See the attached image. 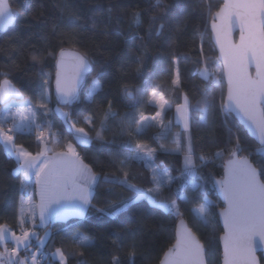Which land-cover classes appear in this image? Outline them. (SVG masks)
Returning <instances> with one entry per match:
<instances>
[{
  "label": "trees",
  "instance_id": "1",
  "mask_svg": "<svg viewBox=\"0 0 264 264\" xmlns=\"http://www.w3.org/2000/svg\"><path fill=\"white\" fill-rule=\"evenodd\" d=\"M222 2L164 0L162 5L157 6L155 0H10L18 15L13 25L0 30V73H7V78L20 89L24 99L32 100L34 104L38 103L41 77L50 78L48 108L54 111L60 107L62 111L72 113L73 119L79 121L78 127H85L89 131L91 143L80 145L63 118L59 114L52 117L51 131L55 139L61 142L55 149L61 150L63 144L72 142L84 163L99 178L92 203L96 207L107 208L132 195L126 186L104 180L105 176H122L123 171L133 177L132 183L142 188L151 187V171L144 161L132 157L136 152V143L156 149L153 157L155 167L167 168L170 175L176 178L163 187L162 198L172 199L177 193L187 197L186 200L177 199V204L182 218L188 220L206 247L208 264H220L221 259L220 235L223 228L217 209L222 203L213 181L223 175L227 153L221 158H217L215 153L231 147L229 130L238 132L241 137L244 151L240 155L249 156L257 167L264 163V157L255 153L259 144L232 114L225 115L221 110L225 81L218 84L213 76L205 79L196 71L197 67L206 65L209 72L215 75L220 64L211 40L209 22ZM135 11L141 14L139 24L132 22ZM69 12H74L79 18L69 20ZM152 16L158 18L149 32ZM61 20L63 22L57 33L53 34L52 25ZM161 23L164 28L157 31ZM139 37L144 39L140 40ZM61 48L87 53L93 65L80 90L79 99L70 106L60 104L54 91L56 57ZM33 54L38 55L39 62L32 59ZM138 57L141 59L138 60ZM173 59L179 62V87L171 83L175 77ZM197 60L201 64L198 65ZM3 78L0 76V79ZM94 78L99 79L101 86L91 99H86V88ZM155 84H160L158 91L164 92V98L171 105L166 109L164 119L169 121L172 131L179 128L173 120L175 107L183 103L185 95L189 98V131L194 161L199 175L204 178L196 188L180 178L184 170V130L178 131L180 144L177 145L174 141L171 143L170 135L162 134L157 124L153 123L137 133L135 125L129 128L125 122L132 113H157V105L149 102ZM126 86L143 88L142 99L134 101L126 96ZM205 100L210 107L206 123H201L200 107ZM108 101L112 102L113 110L118 115L105 120ZM89 116L94 119L95 130L83 123L84 118ZM101 121L104 122L103 141L97 140L95 135L96 131L101 130ZM17 143L33 153L39 150L36 135H20ZM201 155L206 157L203 164L199 159ZM125 159L127 165L122 169L119 161ZM15 169V159L0 149V223L11 228L17 225L22 189L21 176ZM205 195L213 202L212 215L207 224L199 221L194 212L198 204L203 203ZM180 219L174 213L154 207L146 199L123 209L115 217L100 216L89 209L84 217L58 219L52 228L48 226L46 231L50 229L51 234L44 248L48 252H54L56 248L66 252L75 251L70 239L77 232H82L94 237V242L90 248L82 250L83 255L69 256L67 264H81V261L83 264H112L114 257H119L120 264H158L164 252L175 242L176 225ZM37 231L42 235L45 229L38 228ZM131 231L137 234L136 254L132 257L129 256L130 242L121 248L111 242L114 232L124 234ZM260 257L264 263L262 254ZM54 264H59V261L54 260Z\"/></svg>",
  "mask_w": 264,
  "mask_h": 264
},
{
  "label": "snow or ice",
  "instance_id": "2",
  "mask_svg": "<svg viewBox=\"0 0 264 264\" xmlns=\"http://www.w3.org/2000/svg\"><path fill=\"white\" fill-rule=\"evenodd\" d=\"M163 3L164 0H155L157 6ZM108 11L111 12V8ZM17 15L9 0H0V30L13 23ZM132 16L133 23L141 22L139 11H135ZM78 18L74 12H69V20ZM157 18V16L151 17L149 32ZM62 22V20L57 21L52 25L53 34L57 33ZM177 27L179 30V25ZM163 28L164 24L161 23L157 31ZM211 28L220 45L221 55L217 60H222V63L218 64L215 75L209 72L206 65L197 67L196 71L205 79L214 75V80L218 84L227 82V96L221 103V110L225 115L235 112L239 116L243 126L259 141L255 153L264 157V0H224L220 10L211 18ZM234 29L239 31L238 42H233L230 38ZM139 39L144 38L139 37ZM32 59L39 62L37 54H33ZM139 59L141 58L138 57ZM172 63L175 65V77L171 83L179 87L181 82L179 62L173 59ZM196 63L199 65L201 61L197 60ZM91 70L92 61L87 53L60 49L56 57L55 73V95L60 104L70 106L79 99L80 83L91 74ZM0 76L4 77L0 79V149L15 159V172L20 174L22 186L16 225L19 234L7 224L0 223V248L3 249L0 251V264H41V260L49 255L54 260H58L59 264H67L69 256L83 255L82 250L92 246L94 237L77 232L70 239L75 251L66 252L62 248H56L52 253H45L41 249L50 236L46 229L51 221L69 216L82 217L89 209L100 216L115 217L123 209L144 199L156 208H162L181 217L175 232V243L164 253L160 264H206L204 259L206 250L196 233L186 225L177 204V199L186 200L187 197L177 193L175 198H162L163 187L171 184L176 178L170 175L167 168L155 167L153 157L156 149L136 143V152L132 157L144 161L151 171V187L142 188L132 183L133 177L127 171H123L122 176H105V181L126 186L132 195L120 199L108 208L96 207L92 200L99 178L84 163L72 142L63 144L61 150L56 151L55 146L61 142L55 139V134L51 132L52 117L59 114L80 145L91 143L92 137L89 131H86L85 127H78L79 121L73 119L72 113L62 111L60 107L54 111L48 108L51 97L50 78L41 77L38 103L34 104L32 100L24 99L20 89L7 78V73H0ZM98 87V83L94 81L93 86L87 91L88 99L93 97ZM160 88V84L153 86L149 102L159 105L161 111L152 117L143 113L138 117L132 116L125 121L129 128L135 125V131L139 133L144 128L152 126L154 121L163 124V121H157V117L171 105L164 98V92L158 91ZM124 92L134 101L137 96L144 94L141 89L127 86ZM183 100L182 104L177 105L176 111L178 121L183 122L184 132L187 133L190 128L188 118L190 101L186 95ZM209 107L208 101H203V106L200 107L201 123H206ZM117 115L118 113L113 110L112 102L108 101L104 119ZM83 123L91 130H95V122L91 116L85 117ZM46 127L49 130L47 138L44 135ZM164 127L167 130V125ZM100 128L101 130L96 131L95 135L97 140L103 141V121ZM229 131L231 147L215 153L217 158L227 153L228 158L223 165L224 175L213 181L214 186L219 188L224 203L223 207H219L218 213L223 219L225 230L221 237L223 264H255L253 241L257 238L264 241V163L257 167L248 156L240 155L244 151L241 137L238 132L232 133L231 129ZM25 133L36 135L39 150L35 153L28 151L23 144L17 143V137ZM187 139L184 170L180 178L196 188L204 178L199 175L194 161L191 137L188 136ZM233 139L234 143H232ZM175 142L180 144L179 137ZM199 159L202 164L206 162V157L203 155ZM119 163L123 169L127 165V160H120ZM29 187L33 188V193L38 196L39 202H36L32 195H27L25 189ZM212 205L213 202L205 195L203 203H199L194 209L199 221L209 223ZM37 228L45 229L43 236L37 233ZM33 239L37 241L35 251L32 250ZM136 239L137 234L134 231L124 234L114 232L111 242L117 248L130 242L129 256L132 257L136 254ZM9 243L12 244L11 248L8 247ZM21 252L25 254L22 256ZM112 264H120L119 257H114Z\"/></svg>",
  "mask_w": 264,
  "mask_h": 264
},
{
  "label": "water",
  "instance_id": "3",
  "mask_svg": "<svg viewBox=\"0 0 264 264\" xmlns=\"http://www.w3.org/2000/svg\"><path fill=\"white\" fill-rule=\"evenodd\" d=\"M223 2H222V4L220 5V7L223 5V3H224V0H222ZM9 2H10V0H9ZM12 7V6H11ZM220 7L218 8V10H216L213 14H212V16L217 12V11H219L220 10ZM212 18V17H211ZM15 20H16V18H15ZM15 23V21L13 22V23H10L9 25H7V26H5L1 31H4L5 29H7L10 25H13ZM220 22H219V20H217V24H219ZM209 30H210V35H211V40H212V42L214 43V45H215V48H216V51H217V56L218 57H220V55H221V53H220V45H219V43L217 42V40H216V36H215V34L213 33V31H212V28H211V20H210V22H209ZM230 38H231V40L233 41V42H238L239 41V31L238 30H236V29H234L233 31H232V33H231V36H230ZM66 51H76V52H80V53H83L82 51H80V50H77V49H69V48H66L65 49ZM220 61V63H222V60H219ZM69 63H70V58H69ZM92 70H93V65H92ZM92 70H91V72H92ZM89 76V75H88ZM88 76H86L82 81H81V83H80V86H79V89H78V95H79V93H80V90H81V88H82V86H83V84H84V82H85V80H86V78L88 77ZM225 85H226V90H225V97H224V99L226 98V96H227V82L225 81ZM54 91H55V79H54ZM237 120H238V122L243 126V124H242V122H241V120H240V118H239V116L235 113V112H233V113H231ZM243 128L246 130V132H247V134L251 137V138H253L256 142H257V144H259V141H258V139H257V137H255L254 135H252V133L251 132H249L244 126H243ZM242 156H247V155H242ZM249 157V156H248ZM250 158V157H249ZM251 159V158H250ZM227 161V160H226ZM225 164V163H224ZM255 164V163H254ZM223 175H224V168H223ZM222 175V176H223ZM221 176V177H222ZM221 177H219V178H217L216 180H218V179H220ZM213 185H214V183H213ZM214 188L216 189V192H217V194H218V197H219V199H220V201H221V203H222V206L221 207H223L224 206V203H223V197H222V195H221V193H220V190H219V188L218 187H216V186H214ZM219 213V208L217 209V214ZM218 218H219V222H220V224H221V226H222V228H223V232L221 233V235H220V249H221V254H220V264H223V241L221 240V237L224 235V224H223V219H222V217H220L219 216V214H218ZM183 220L185 221V223H186V225L194 232V233H196L193 229H192V227L189 225V222H188V220L186 219V218H184L183 217ZM180 221V220H179ZM179 221L177 222V225H176V228L179 226ZM176 232V231H175ZM196 235H197V238L199 239V241H200V243L204 246V244H203V242L201 241V239L199 238V236H198V234L196 233ZM175 243V242H174ZM173 243V244H174ZM170 248V247H169ZM168 248V249H169ZM204 248H205V250L207 251V249H206V247L204 246ZM253 248H254V251H253V256H254V258H255V264H264L263 262H262V260H261V257H260V254H262V257H263V259H264V241H261L259 238H257V239H255L254 241H253ZM167 249V250H168ZM166 250V251H167ZM165 251V252H166ZM206 251H205V257H204V259H205V262H206V264H208V260H207V257H206ZM164 252V253H165ZM163 256H164V254H163ZM163 256H162V258H161V260L163 259ZM160 260V261H161ZM160 261H159V263L158 264H160Z\"/></svg>",
  "mask_w": 264,
  "mask_h": 264
},
{
  "label": "rangeland",
  "instance_id": "4",
  "mask_svg": "<svg viewBox=\"0 0 264 264\" xmlns=\"http://www.w3.org/2000/svg\"><path fill=\"white\" fill-rule=\"evenodd\" d=\"M213 79H214V75H213ZM94 81H96V82L98 83V85H99L98 89H99L100 86H101L99 79H98V78H94V79L91 81V83L89 84V86H87V88H86V91H85V98H86V99H88V98H87V91H88V89H90V88L93 86V82H94ZM98 89H97V90H98ZM138 89H141V90H143V92H144V89H143V88H138ZM142 97H143V95H142V96H137L136 101L141 100ZM149 100H150V98H149ZM183 102H184V100H183ZM153 104H155V103H153ZM155 105H157V104H155ZM157 107H158V111H157V112L161 111L159 105H157ZM176 107H177V106H176ZM176 107H175V110H174V118H173L174 122H175L176 124H178V127H179L176 131H172L171 126H170V124H169V121H168V120L165 121V119H164V115H165V111H166V110H164L163 112H161V115H160L159 117H157V121H163V124L158 123V122H156V121L153 122L154 124H157L158 126L161 127V131H162V134H163L164 136H169V135H170L169 138L171 139V143H173L172 141L175 142V141L177 140L178 137H179V139H180V134H179L178 131H180V130H184V128H183V122H182V121H178V114H177V111H176ZM166 109H167V108H166ZM144 115H145V114H144ZM155 115H156V113H155V114H150V115H145V116L152 117V116H155ZM132 116H136V117H138L139 114H137V113H132V114L130 115V118H131ZM130 118H129V119H130ZM165 125H167V130H166L165 127H164ZM184 136H185V147H184V150L186 151L187 143H188V139H187V138H188V136L191 137V133H190V131H188L187 133H184ZM191 143H192V138H191ZM175 144H177V143L175 142ZM177 145H178V144H177ZM241 145H242V144H241ZM242 147H243V145H242ZM70 217H71V216H69V217H67V218H65V219H61V220H66V219H68V218H70ZM82 217H84V215H83ZM33 244L37 246V241L35 240V241L33 242ZM34 245H33V247H34V251H35L36 246H34ZM44 247H45V246H44ZM49 252H50V251H49ZM50 253H52V252H50ZM41 264H43V263H41Z\"/></svg>",
  "mask_w": 264,
  "mask_h": 264
},
{
  "label": "built area",
  "instance_id": "5",
  "mask_svg": "<svg viewBox=\"0 0 264 264\" xmlns=\"http://www.w3.org/2000/svg\"><path fill=\"white\" fill-rule=\"evenodd\" d=\"M52 132V131H51ZM53 133V132H52ZM32 135H35V134H32ZM44 135L45 137L47 138L49 136V130L45 129V132H44ZM35 153V152H34ZM27 195H32L34 197V193H33V188L32 187H29L27 189H25ZM54 225V221H51L49 223V227L52 228ZM13 230L17 231V234H19V230L17 229V227H12ZM11 248V247H10ZM43 252L45 253H50L48 252L44 247L43 249H41ZM46 261L48 262V264H54V260L53 258L49 255V256H46L43 260H41V263L43 264H46Z\"/></svg>",
  "mask_w": 264,
  "mask_h": 264
},
{
  "label": "crops",
  "instance_id": "6",
  "mask_svg": "<svg viewBox=\"0 0 264 264\" xmlns=\"http://www.w3.org/2000/svg\"><path fill=\"white\" fill-rule=\"evenodd\" d=\"M25 100H29V99H25ZM56 151H59V150H56ZM89 167V166H88ZM90 168V167H89ZM93 172V171H92ZM94 173V172H93ZM95 174V173H94ZM35 196V195H34ZM35 201L36 202H39V198H38V196H35ZM111 206V205H110ZM25 207H27V205L25 206ZM109 207V206H108ZM107 207V208H108ZM86 215V213L84 214V216ZM71 217H75V216H71ZM56 220H58V219H56ZM61 220V219H60ZM53 221H55V220H53ZM38 229V228H37ZM37 229H36V231H37ZM50 234H51V231H50V229H48L47 230ZM37 233H38V231H37ZM44 235V233H42V235H40V236H43ZM49 238V237H48ZM48 238H47V240H48ZM34 240V239H33ZM47 242V241H46ZM33 243V242H32ZM8 247L10 248V247H12V244L11 243H9L8 244ZM3 249L2 248H0V251H2ZM33 251H34V247H33V249H32ZM25 254V253H24ZM24 254H22V252H21V255H24Z\"/></svg>",
  "mask_w": 264,
  "mask_h": 264
}]
</instances>
